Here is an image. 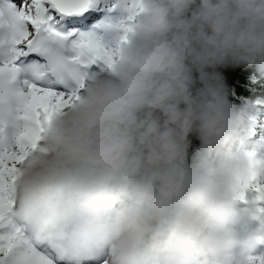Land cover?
Returning <instances> with one entry per match:
<instances>
[{
  "label": "clouds",
  "instance_id": "9594fccd",
  "mask_svg": "<svg viewBox=\"0 0 264 264\" xmlns=\"http://www.w3.org/2000/svg\"><path fill=\"white\" fill-rule=\"evenodd\" d=\"M129 27L20 165L14 219L66 264H255L264 213L241 196L264 138L217 69L264 77V0H142Z\"/></svg>",
  "mask_w": 264,
  "mask_h": 264
},
{
  "label": "snow or ice",
  "instance_id": "6c2138e0",
  "mask_svg": "<svg viewBox=\"0 0 264 264\" xmlns=\"http://www.w3.org/2000/svg\"><path fill=\"white\" fill-rule=\"evenodd\" d=\"M142 0H0V264H61L65 257L33 237L12 212L20 165L38 147L44 126L78 100L88 75L110 70L111 33L126 42ZM127 13L117 24L113 13ZM253 134L264 128V100L255 101ZM241 199L264 213V160L253 159ZM255 264H264L257 257Z\"/></svg>",
  "mask_w": 264,
  "mask_h": 264
},
{
  "label": "trees",
  "instance_id": "16d2710c",
  "mask_svg": "<svg viewBox=\"0 0 264 264\" xmlns=\"http://www.w3.org/2000/svg\"><path fill=\"white\" fill-rule=\"evenodd\" d=\"M224 79L226 86L230 90L229 100L234 107H243L249 101L264 100V77H261L254 67H221L218 68ZM194 75H197L194 73ZM260 128H257L252 136L255 140L260 138ZM192 147L199 145V141L190 136Z\"/></svg>",
  "mask_w": 264,
  "mask_h": 264
},
{
  "label": "rangeland",
  "instance_id": "374dc122",
  "mask_svg": "<svg viewBox=\"0 0 264 264\" xmlns=\"http://www.w3.org/2000/svg\"><path fill=\"white\" fill-rule=\"evenodd\" d=\"M261 130H260V132H261V135L262 136H260V138H264V128H260ZM261 154H264V152H261Z\"/></svg>",
  "mask_w": 264,
  "mask_h": 264
}]
</instances>
